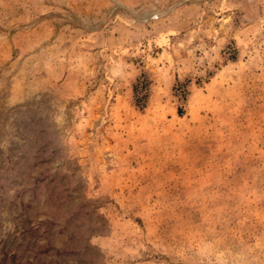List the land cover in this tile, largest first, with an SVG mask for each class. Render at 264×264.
<instances>
[{
  "label": "rangeland",
  "instance_id": "rangeland-1",
  "mask_svg": "<svg viewBox=\"0 0 264 264\" xmlns=\"http://www.w3.org/2000/svg\"><path fill=\"white\" fill-rule=\"evenodd\" d=\"M0 264H264V0H0Z\"/></svg>",
  "mask_w": 264,
  "mask_h": 264
}]
</instances>
